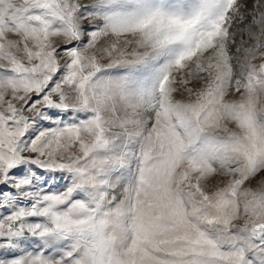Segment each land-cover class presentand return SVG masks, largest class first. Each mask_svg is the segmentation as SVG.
Returning <instances> with one entry per match:
<instances>
[{
  "label": "snow or ice",
  "instance_id": "obj_1",
  "mask_svg": "<svg viewBox=\"0 0 264 264\" xmlns=\"http://www.w3.org/2000/svg\"><path fill=\"white\" fill-rule=\"evenodd\" d=\"M0 264H264V0H0Z\"/></svg>",
  "mask_w": 264,
  "mask_h": 264
}]
</instances>
